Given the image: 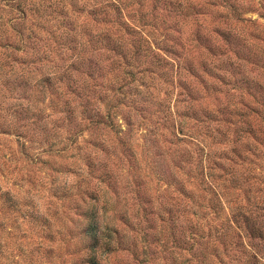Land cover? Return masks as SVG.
Returning a JSON list of instances; mask_svg holds the SVG:
<instances>
[{
	"label": "trees",
	"instance_id": "obj_1",
	"mask_svg": "<svg viewBox=\"0 0 264 264\" xmlns=\"http://www.w3.org/2000/svg\"><path fill=\"white\" fill-rule=\"evenodd\" d=\"M32 1L0 0L12 263L108 264L182 232L225 154L264 133V0Z\"/></svg>",
	"mask_w": 264,
	"mask_h": 264
},
{
	"label": "rangeland",
	"instance_id": "obj_2",
	"mask_svg": "<svg viewBox=\"0 0 264 264\" xmlns=\"http://www.w3.org/2000/svg\"><path fill=\"white\" fill-rule=\"evenodd\" d=\"M66 2L69 8L82 6L81 0ZM245 18L259 17L249 13ZM254 123L257 127L259 118ZM228 143L223 145L225 153L231 149ZM247 144L240 143L235 155L225 154L226 170L218 171L216 176L221 178L215 188L204 185V207L199 211L189 208V215L182 218V232L161 227L146 230L144 245L135 252L114 256L108 264H264V133L257 130ZM159 188L154 207L159 209L164 201L173 207L172 200L158 194L163 192V185ZM13 257L11 244L0 234V264H13Z\"/></svg>",
	"mask_w": 264,
	"mask_h": 264
}]
</instances>
